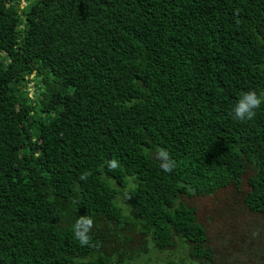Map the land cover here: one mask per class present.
<instances>
[{
	"label": "trees",
	"instance_id": "16d2710c",
	"mask_svg": "<svg viewBox=\"0 0 264 264\" xmlns=\"http://www.w3.org/2000/svg\"><path fill=\"white\" fill-rule=\"evenodd\" d=\"M250 90L264 0H0V264H249L232 236L264 225V105L232 109Z\"/></svg>",
	"mask_w": 264,
	"mask_h": 264
},
{
	"label": "clouds",
	"instance_id": "9594fccd",
	"mask_svg": "<svg viewBox=\"0 0 264 264\" xmlns=\"http://www.w3.org/2000/svg\"><path fill=\"white\" fill-rule=\"evenodd\" d=\"M264 105V93L258 94L255 90L244 92L232 109V116L234 119L239 121H252L257 110ZM156 158L160 161V168L164 172L171 173L176 168V161L171 157V154L160 148L156 152ZM106 167L109 171L115 170L119 167L117 160L112 159L106 162ZM90 176V172L85 171L81 173L80 179L87 181ZM130 197H128L129 199ZM95 227L94 219L89 215L80 216L74 223L72 231L73 237L79 242L81 246L95 247L92 238V230Z\"/></svg>",
	"mask_w": 264,
	"mask_h": 264
},
{
	"label": "rangeland",
	"instance_id": "374dc122",
	"mask_svg": "<svg viewBox=\"0 0 264 264\" xmlns=\"http://www.w3.org/2000/svg\"><path fill=\"white\" fill-rule=\"evenodd\" d=\"M23 6V4L21 5ZM33 77V76H32ZM31 77V78H32ZM30 85L33 86V83H30ZM34 95L33 89H30V96L32 97ZM236 229V226H235ZM247 229V225L245 226V229L243 231L242 228H237L235 235L232 237L241 238L240 244L238 246L239 250H247L246 252L240 253V259L247 260L249 264H264V254L259 256L258 250L261 249L264 251V225L261 223L255 224L254 227H252L250 230L258 231V236L255 237V241L252 242L251 245H248L247 239L245 237V232ZM248 245V246H247ZM247 247V248H246ZM248 250H251L254 252V256H250L248 253ZM240 252V251H239ZM248 258V259H247ZM143 264H168L166 261V257L164 253H158V252H151L149 255H147L142 262Z\"/></svg>",
	"mask_w": 264,
	"mask_h": 264
}]
</instances>
